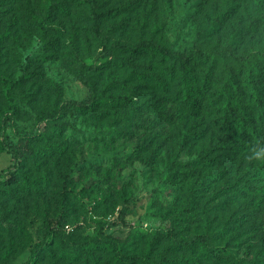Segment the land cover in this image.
Instances as JSON below:
<instances>
[{"label":"rangeland","instance_id":"374dc122","mask_svg":"<svg viewBox=\"0 0 264 264\" xmlns=\"http://www.w3.org/2000/svg\"><path fill=\"white\" fill-rule=\"evenodd\" d=\"M85 1L0 0V73L20 79L0 140L22 161L0 184L1 264H127L132 254L147 264H264V161L249 159L264 147V122L255 124L262 142L235 145L214 93L224 77L210 75V60L189 72L208 90L195 111L157 57H98ZM98 1L120 8L101 24L110 41L264 50V0ZM82 63L95 68L103 98L41 120L89 99L76 79ZM5 109L0 94V122ZM11 164L0 150V174ZM197 235L203 244L188 243ZM91 238L115 239L119 256L72 246Z\"/></svg>","mask_w":264,"mask_h":264},{"label":"trees","instance_id":"16d2710c","mask_svg":"<svg viewBox=\"0 0 264 264\" xmlns=\"http://www.w3.org/2000/svg\"><path fill=\"white\" fill-rule=\"evenodd\" d=\"M85 6L88 9L90 21L89 31L92 38L98 44V57L118 59V52H128L134 55L148 53L151 57H157L161 64H165L169 74L177 75L181 81L182 100L191 110L198 111L200 108L199 99L206 90L204 86L199 88L191 83L193 76L189 75L190 69L197 64H204L210 60L208 72H217L223 76L222 83L217 86L215 95L222 111V123L224 132L235 140V145H255L262 142L263 131L257 130L255 124L264 122V50H253L240 54L225 52L208 53L200 48H184L183 50H172L153 39L139 41L133 44H123L119 41H110L101 31L103 20L119 12V7L101 9L98 0H86ZM123 60V58H121ZM95 68L85 64H79L76 70V79L88 90L90 97L83 102L64 103L60 109H55L48 114L41 116V120L49 118L52 120L56 113H63L68 107L74 109H85L93 106L103 98L102 93H96L95 82L93 80ZM244 76L243 80L242 77ZM20 87V79H15L9 75L0 73V94L6 104L4 117L0 122V129L3 130L7 123L12 121L18 108L17 92ZM246 91L248 93L246 94ZM244 98V100H243ZM131 103V99H126ZM0 150L11 155L12 164L0 174V184L10 185L15 175L22 169V161L17 156L16 149L9 146L3 139L0 140ZM264 173V169L260 171ZM62 203H65V196L62 195ZM122 216V210L119 212ZM53 234L56 229H52ZM52 236V234H51ZM204 236H193L188 243H204ZM72 246L75 250L105 249L114 258L119 256V250L115 239L108 238L99 241L91 238L84 242H74ZM77 248V249H76ZM74 250V251H75ZM39 249L35 248L30 255L33 262ZM74 257V252L71 253ZM146 259L150 261L148 256ZM138 254L126 256L127 264H147ZM152 261V260H151ZM163 261V260H161ZM1 264V262H0ZM155 264V262H150Z\"/></svg>","mask_w":264,"mask_h":264},{"label":"clouds","instance_id":"9594fccd","mask_svg":"<svg viewBox=\"0 0 264 264\" xmlns=\"http://www.w3.org/2000/svg\"><path fill=\"white\" fill-rule=\"evenodd\" d=\"M249 159H256L260 161H264V147H261L260 149H253L251 152V155L249 156Z\"/></svg>","mask_w":264,"mask_h":264}]
</instances>
